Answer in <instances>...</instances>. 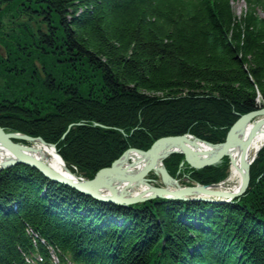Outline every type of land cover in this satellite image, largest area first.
Instances as JSON below:
<instances>
[{"label": "trees", "instance_id": "obj_1", "mask_svg": "<svg viewBox=\"0 0 264 264\" xmlns=\"http://www.w3.org/2000/svg\"><path fill=\"white\" fill-rule=\"evenodd\" d=\"M230 2L25 5L23 12L37 10V18L0 34L8 49V60L0 56V126L55 144L68 168L77 167L87 179L128 148L148 150L163 136L190 133L223 142L239 116L257 110V91L264 101V17L258 13L264 0H246L241 17ZM43 27L49 35L40 34ZM64 50L78 58L76 79H64L56 89L48 74L41 77L42 63L55 59L64 68ZM13 61L20 67L13 68ZM14 89L25 92L19 98L31 94L37 101L27 105ZM28 110L32 117H26ZM85 117L106 129L81 126ZM183 159L173 155L165 161L170 175L176 176ZM228 162L195 171L192 179L218 183L228 175ZM28 228L48 244L33 240ZM47 246L74 264H264V148L251 167L246 195L234 204L154 200L120 207L28 166L0 173V264H51Z\"/></svg>", "mask_w": 264, "mask_h": 264}, {"label": "water", "instance_id": "obj_2", "mask_svg": "<svg viewBox=\"0 0 264 264\" xmlns=\"http://www.w3.org/2000/svg\"><path fill=\"white\" fill-rule=\"evenodd\" d=\"M256 117H262L256 123L250 124L251 120ZM10 133V130H7ZM261 134L264 137V109L260 111H255L249 113L247 115L242 116L235 125L229 131L227 139L224 144L220 145L216 155L213 159L204 162L201 159V155L198 152H195L186 146L185 140L187 139L186 136L184 137H166L159 139L150 150L147 152L138 151L142 159H139L135 162H132L128 165H124V162L128 163L130 157L129 154H132L137 149H129L124 155L117 160L111 168L103 169L101 174L94 178L93 180H86V181H79L77 177L73 174H69V170L63 168L61 156L54 153L52 151V147L45 145V143L41 138L37 139L36 142L43 144L47 157L30 154L29 151H34L32 148L24 147L21 145L14 144L11 139H22L33 141V138L25 137L18 134H6L0 128V144L6 148L11 155L4 149L1 145L0 148L3 152L7 155V157H0V161H11L7 164L3 169L12 167L17 164H23L30 167H33L39 170L47 179L51 181H55L56 183L62 184L64 186L73 188L87 196H90L98 201L101 202H110V203H118V204H138L139 198L136 196L128 197L130 193L137 191V192H145L149 193L152 192L153 196L150 197L151 199L155 198H164V199H179V200H188V197L202 194L207 197H217L223 198L227 200H232L234 198H239L242 196L249 185L250 181V167L247 166V161L249 155L254 154V150H259L261 146V141L252 142L254 138L258 134ZM25 134V133H24ZM239 135L238 147L236 152L235 164L233 169L232 177L228 178L227 181L224 183L221 182L213 191L210 190L209 187L206 186H197L195 188H181L178 182L172 179L168 172L166 171L163 160L167 158L169 155L173 153H182L185 156L187 164L194 169H204L210 166H214L218 164L220 158L227 154L228 149L234 144V136ZM43 142V143H42ZM178 147V150L176 149ZM49 153H53V157H49ZM242 153L241 159L243 162H239V154ZM246 153V155H245ZM246 158V159H244ZM218 160V161H217ZM253 159L250 160V165ZM123 166V167H122ZM145 167L143 170L142 168ZM236 167L238 169L236 171ZM142 170V171H141ZM151 171H154V174H150ZM138 173V174H133ZM132 174V175H128ZM150 174V175H149ZM160 175L162 181L165 183L167 187L164 188H155L149 185L148 190L143 187H134L126 192H119L115 193L117 181H127L128 183H146L149 180H146V176H152L153 182L161 181L160 178L156 175ZM243 177V181L238 193H228L227 189L230 186H234L236 179ZM106 179L110 182V185L100 187V180ZM180 183V179H176ZM154 191V192H153ZM223 191V192H221ZM174 193V194H171ZM126 196V197H125ZM128 197V198H127ZM144 200L142 202L151 200V199ZM205 201L211 202L210 199H201L197 198L194 201Z\"/></svg>", "mask_w": 264, "mask_h": 264}, {"label": "bare ground", "instance_id": "obj_3", "mask_svg": "<svg viewBox=\"0 0 264 264\" xmlns=\"http://www.w3.org/2000/svg\"><path fill=\"white\" fill-rule=\"evenodd\" d=\"M7 31L10 33V29L7 30ZM39 33L40 32H38L37 34H39ZM88 78L90 80L95 79L94 77H88ZM90 89H94V88H90ZM91 118H88V117L83 118V122H82L81 126H83V127H85V126L86 127H90V126H93L95 124V126H97V127H103V129H106L103 125L98 124L94 120H92V122H91L90 121ZM181 135H184V134L173 135V136H181ZM239 135L240 134H238V135L236 134L234 136V144L230 147V149H228L227 154L224 155V156H222L219 161L217 160L218 163L220 164L225 159H230V161H231L230 177H232V175H233V169H234L236 152H237L238 141H239ZM166 137L167 136H163L161 138H166ZM13 141L14 142H17V143H22L19 139H16V138H14ZM36 141L37 140H35V142ZM257 141H261V146H260V148H261L264 145V137L260 133L256 136V138L253 139L252 142H257ZM184 144H186V146L188 148H190L191 150H193L195 152H198L201 155V159L204 162H207V161L213 159V157L216 155V153H217V151H218V149L220 147V144L214 146L213 144H210L209 143L210 144L209 145V144L204 143L202 141H198V140L194 139L193 137H187V139L185 140V143ZM33 146L34 147L32 149L34 151H29L28 153L47 157V154L45 152V149H44L43 144L37 142ZM176 149L178 150V147H176ZM52 151L57 154V152H55L53 150V148H52ZM138 151H140V150L137 149L132 154H129V157H130V159L128 160L129 162L128 163L124 162V165L123 166L128 165V164H130L132 162H135V161H137L139 159H142V157L139 154H137ZM256 151H258V150H254V153ZM245 155H246V153H245ZM241 156H242V153L239 154V159H238V164H237L238 166H239V162H243L244 161L243 159H241ZM0 157H7V155L3 152V150L1 148H0ZM49 157H53V153H49ZM244 159H246V158H244ZM250 160H251V158H248L246 167L247 166L250 167ZM10 162L11 161H0V171L3 170V168L7 164H9ZM63 168H65V167L63 166ZM144 168L145 167H143L142 170ZM101 172H102V170L100 169L98 172L95 173L94 177L97 178V176L99 175V173L101 174ZM69 174H72V173L69 171ZM133 174H138V173H133ZM128 175H132V174H128ZM242 181H243V177L237 178L234 186L228 187L227 192L228 193H234V194L237 193V192H239ZM108 185H110V182H108V180H106V179L100 180V187H104V186H108ZM136 186L146 188V190H148V188H149L148 182H146V183H128L127 181H117L115 193L116 194L119 193V192H123L124 193V192H126V191H128V190H130V189H132V188H134ZM171 194H174V193H171ZM127 196L128 197L136 196L137 198H139L138 201L141 202V203H143L142 201L147 200L150 197H152L153 196V193L152 192L145 193V192H137V191H134V192L130 193ZM26 234L29 235L33 240H36V241L39 240V238H41L42 239V242L44 243L45 246L48 244L47 243V240L45 238H43L38 231H36V230H34L32 228H28L27 231H26ZM166 257H167V254L164 255V258L165 259H168ZM41 261H42V258H41ZM41 263H43V261Z\"/></svg>", "mask_w": 264, "mask_h": 264}, {"label": "rangeland", "instance_id": "obj_4", "mask_svg": "<svg viewBox=\"0 0 264 264\" xmlns=\"http://www.w3.org/2000/svg\"><path fill=\"white\" fill-rule=\"evenodd\" d=\"M5 6H6V3H0V19H1V22L3 23V27H2V29L0 30V34L1 35H3V36H5V35H8V34H12V32L11 33H7L8 31H7V29L9 30H13V28L11 27L12 25H10L11 24V21L13 20L12 19V14L5 8ZM233 9H234V11H235V13H236V15L237 16H240L243 12H244V9H245V3L242 1V0H239V1H236V2H234L233 3ZM7 28V29H6ZM16 30V29H15ZM1 39H0V44H1ZM24 49H20V52L22 53V55L24 54V51H23ZM62 54H64V55H62L64 58H61V59H59L60 61H64V62H62L63 63V66H64V68L63 67H60L56 62V60L54 59V60H48V62L46 63V62H43L42 63V65L44 66L43 67V74H42V78L43 79H45L46 78V76H47V74H48V79L49 80H52L53 82H54V84L56 85V89L59 87V86H61L62 84H66V82H61V81H63L64 79H68L67 80V82H69V83H71L72 84V82L76 79L75 78V76H74V72L75 71H77V67H76V62H77V59L78 58H76L72 53L70 54V55H68V56H66V51L64 50L63 52H62ZM22 55H20L19 57H21L22 58ZM24 56V55H23ZM32 56H33V54H32ZM19 59V61L21 62V63H23V64H27L28 62H27V60L26 59ZM29 60V59H28ZM30 61V60H29ZM65 62L68 64H66V66H65ZM19 63V62H18ZM69 68V69H68ZM25 69V68H24ZM71 79H73L72 81H70ZM93 81H95V79H92ZM27 82H25V84H26ZM71 84H69V85H71ZM24 89V88H23ZM31 90H35V89H33V88H31ZM22 91V89H20V90H16V89H14V92L16 93L15 94V97L16 98H18V99H20L21 101H24V103H27V105H30V104H34L37 100H35V97H30L29 98V96L31 95H28V96H25V98L23 97V98H19V96L21 95V94H25V92H21ZM27 91H30V90H27ZM10 93V95H12V93L11 92H9ZM26 95V94H25ZM28 98H29V100H32V103H30L29 101L27 102V100H28ZM43 109V106H42V103H40V108H38V110H42ZM31 110H32V108H31ZM28 116H26L27 118H29V117H32L31 116V114H30V111L28 110ZM0 115H1V113H0ZM34 121H35V119H33ZM8 123H11L12 124V122H11V120H9L8 121ZM75 126V125H74ZM74 126H73V123L72 124H70L69 126H68V128H67V130H66V132L63 134V139L65 138V136H67V134L69 133H67V131L68 130H71L72 128H74ZM107 129H110V128H107ZM8 130V129H7ZM117 131L118 132H120V131H122V129H117ZM186 134V133H185ZM35 138V137H34ZM35 140H37V139H35ZM35 140H33V141H21L22 143H24L23 145L24 146H26V147H28V148H33L34 146V144L35 143H37V142H35ZM57 153H58V151H57ZM62 157V156H61ZM117 161V159L112 163V164H114L115 162ZM112 164H111V166H112ZM17 165H23V164H17ZM17 165H14L13 167H15V166H17ZM110 166V167H111ZM220 166H222V165H220ZM28 167H30V166H28ZM110 167H107V168H110ZM30 168H32V169H35V168H33V167H30ZM71 172H73V171H78V169H77V167H75V166H71ZM37 170V169H36ZM188 170H191V169H188ZM228 170H229V162H228ZM5 170H3V171H1L0 173H2V172H4ZM37 171H39V170H37ZM186 170L185 169H182V168H179V170H178V172H177V174H176V176H175V179H180V183H187L186 181H188V179H192V177H193V172H195L194 170L192 171H190V173H189V175H185L183 172H185ZM40 172V171H39ZM187 172V171H186ZM181 173H183V175L181 176ZM80 174V173H79ZM46 178V177H45ZM149 178L150 179H152V176H149ZM47 179V178H46ZM93 179V178H92ZM196 184H198V183H200V182H198V181H196V180H194V179H192ZM52 182H54V183H56L55 181H52ZM152 183H155V184H157V185H161V181H157V182H152ZM191 184H192V182H190ZM228 204H232V203H228Z\"/></svg>", "mask_w": 264, "mask_h": 264}]
</instances>
